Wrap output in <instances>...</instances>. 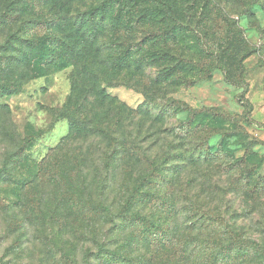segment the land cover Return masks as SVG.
<instances>
[{
	"label": "rangeland",
	"instance_id": "1",
	"mask_svg": "<svg viewBox=\"0 0 264 264\" xmlns=\"http://www.w3.org/2000/svg\"><path fill=\"white\" fill-rule=\"evenodd\" d=\"M104 1L0 0V264H264V0Z\"/></svg>",
	"mask_w": 264,
	"mask_h": 264
},
{
	"label": "trees",
	"instance_id": "2",
	"mask_svg": "<svg viewBox=\"0 0 264 264\" xmlns=\"http://www.w3.org/2000/svg\"><path fill=\"white\" fill-rule=\"evenodd\" d=\"M116 1L119 5L124 4V0H116ZM156 1H162V0H156ZM111 3H112L111 0H106L101 6L93 8L84 14V17L87 19V21L85 24L86 27L83 29V33L84 34L89 33V35L93 36L94 41H96V38L98 37L97 36L98 32L100 30L99 21L97 20V17L100 16L101 19H104L106 16V12L111 7ZM131 54H132L131 46H128L127 51L124 55H121V56L119 55L117 58L113 59L112 65L116 68H119L120 70L127 68V67H135V65L132 64ZM87 68L91 70L88 64H87ZM1 88H6V86H1ZM247 107L248 108L244 113V117H245L246 122H249L250 113L252 111V106L250 104H247ZM75 124H77V126L80 125L79 122H76ZM241 135H246V132H243V134ZM207 154L208 152H205V154L203 155H207Z\"/></svg>",
	"mask_w": 264,
	"mask_h": 264
}]
</instances>
